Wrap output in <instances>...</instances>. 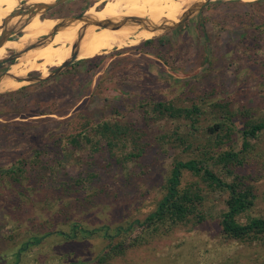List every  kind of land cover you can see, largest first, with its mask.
<instances>
[{"label":"rangeland","instance_id":"rangeland-1","mask_svg":"<svg viewBox=\"0 0 264 264\" xmlns=\"http://www.w3.org/2000/svg\"><path fill=\"white\" fill-rule=\"evenodd\" d=\"M104 1L69 0L59 12L101 10ZM218 3L142 50L144 42L114 49L95 66L78 61L45 84L0 94V264H264V239L239 243L223 238L226 191L208 193L203 224L179 228L100 263L109 246L103 229L113 236L117 227L144 219L160 201L175 158L192 156L154 145L121 166L105 150L72 152L66 138L80 133L85 122L92 127L114 113L139 120L140 104L152 102L198 104L211 111V103L233 98L237 128L250 118H264V0ZM19 65L12 69L20 71ZM33 74L41 72H28ZM242 107L249 117L240 113ZM214 114L218 110L204 115L201 126L215 122ZM236 144L239 149L240 135ZM258 145L254 163L263 168L264 140ZM24 159L29 179L8 177ZM241 173L257 177L248 182L256 200L238 221L264 219V168ZM196 180L185 173V183ZM140 231L136 228L132 237Z\"/></svg>","mask_w":264,"mask_h":264},{"label":"trees","instance_id":"trees-1","mask_svg":"<svg viewBox=\"0 0 264 264\" xmlns=\"http://www.w3.org/2000/svg\"><path fill=\"white\" fill-rule=\"evenodd\" d=\"M238 2L240 1H219L215 6ZM155 42V39L146 41L141 50ZM104 58L100 55L81 60L79 64L95 66L98 60ZM232 99L228 102L221 100L211 103V111L198 104L178 106L174 101L140 104L139 120H124L120 113H114L112 119L92 127L85 122L80 133H71L66 137L72 152L81 155L88 149L93 154L105 150L110 154L111 160L121 166L142 158L146 150L154 145L163 148L166 146L178 153L192 156L190 160L175 158L160 201L144 219L135 220L127 227H117L113 236L108 228L103 229L109 246L100 263L124 257L129 250L148 245L179 228L203 224L207 220L206 197L214 191H226L229 194L226 202L228 209L222 214L221 221V234L225 240L251 243L264 239V219L252 218L245 224L238 221L241 215L249 212L256 200L255 188L248 182L257 177L245 175L241 171H260L264 168H259V164L254 163L256 157H253L258 143L264 140V118H250L242 124L241 129L237 128L235 120L239 118V114L234 110L236 103ZM215 109L219 114H214L215 122L201 126L202 117L214 113ZM242 109L245 111L240 113L249 117L250 111L244 107ZM238 135L242 138L239 149L236 144ZM262 151L264 153V149ZM27 164L25 159L22 160L7 176L20 182L29 179L26 178ZM186 172L194 175L197 180L185 183ZM136 228L141 231L134 238L132 234ZM99 231L102 229L88 231L87 234L94 235ZM113 237L120 238V241L113 243Z\"/></svg>","mask_w":264,"mask_h":264},{"label":"bare ground","instance_id":"bare-ground-1","mask_svg":"<svg viewBox=\"0 0 264 264\" xmlns=\"http://www.w3.org/2000/svg\"><path fill=\"white\" fill-rule=\"evenodd\" d=\"M23 0H0V27L4 19L9 18ZM26 5L49 4L56 0H24ZM204 0H106L104 8L96 10L91 8L86 12L87 20L118 22L122 17H140L146 20V25L160 26L165 21L178 22L180 17L194 3ZM213 1H243L254 2L257 0H213ZM21 18H13L10 26H16ZM70 24L67 29L60 32L46 46L34 50L15 64L16 71L10 67L9 75L15 77H25L29 71H38L42 75H47L48 68L60 67L71 57L72 44L77 39L79 30L83 23ZM56 20L46 19L42 21L34 18L29 26L24 30V35L17 40L7 42L0 48V60L4 59L8 51H21L26 45L32 43L38 36L50 33L56 25ZM159 30V29H158ZM159 32L147 31L139 26L126 27L120 31L110 29L99 30L96 27L87 29L80 46L79 59L87 60L98 55L111 53L114 49H125L137 45L142 40L152 39ZM14 65V66H15ZM23 84L4 77L0 82V93L12 91L20 88Z\"/></svg>","mask_w":264,"mask_h":264},{"label":"water","instance_id":"water-1","mask_svg":"<svg viewBox=\"0 0 264 264\" xmlns=\"http://www.w3.org/2000/svg\"><path fill=\"white\" fill-rule=\"evenodd\" d=\"M69 0H56L53 3L49 4H31L26 5L22 4V1H20L19 6L20 11L14 13L9 18L4 19L2 22V25L0 27V48H2L7 42L13 40V38H20L24 35V30L29 26L31 21L36 17H41L42 21H45L47 18H44V15L55 10L56 8L60 7L61 5L65 4ZM215 2L213 0H204L202 2L194 3L191 7H189L186 12L180 17L178 22H168L165 21L160 26H150L149 24L146 25V20L140 18V17H122L118 22L114 21H97L96 19L93 20H87L86 13L79 17H64V18H58L54 19L56 20V25L53 27V30L45 35L38 36L32 43L26 45L21 51L14 50V54L9 56L6 60H3L4 62L0 64V70L2 69H8L3 74L0 75V82L4 77H8L10 79H13L14 81L23 84L20 88L16 90H20L21 88L28 86V85H36L41 84L44 82H48L55 77L59 76L61 73H63L65 70H67L71 65H73L75 62L81 61L79 59V52H80V46L83 41V38L85 36V33L88 28L90 27H96L99 30L104 29H110L113 31H120L126 27L130 26H139L141 29L147 30V31H155L157 30L159 33L155 35L152 39L148 40H142L139 43L146 42L149 40H153L154 38H157L159 36H162L164 33H167L169 31L175 30L179 28L181 25L185 24L186 22L190 21L195 16L201 14L202 10L209 5L210 3ZM13 18H21L19 23L16 26H10L11 20ZM83 23V27L81 30H79L77 34L76 41L72 44V53L70 59H68L62 66L55 67L54 72H48L47 75H38V76H31L26 75L25 77H15L13 75H9L10 67L15 65L19 59L23 58L28 53L40 49L44 46H46L50 41H52L60 32L67 29L70 24L80 22ZM74 25V24H73ZM159 29V30H158ZM9 67V68H8ZM7 91L0 94L13 92Z\"/></svg>","mask_w":264,"mask_h":264},{"label":"flooded vegetation","instance_id":"flooded-vegetation-1","mask_svg":"<svg viewBox=\"0 0 264 264\" xmlns=\"http://www.w3.org/2000/svg\"><path fill=\"white\" fill-rule=\"evenodd\" d=\"M106 1H104V3H105ZM22 4H27V1H22ZM103 4V2L100 4V6ZM64 5V4H63ZM63 5H61L60 7H58V8H56L55 10H53V11H51V12H49V13H47V14H45L44 15V18H48V19H58V18H63V17H79V16H82L83 15V13L81 14V13H77V14H73V15H69V14H64V13H61V12H59V9L63 6ZM21 7V6H20ZM18 11H20V8L19 9H17V11H15L14 13H16V12H18ZM13 13V14H14ZM85 14V13H84ZM38 19H41V17H37ZM19 38V37H18ZM14 54V52L13 51H11V52H9V54H8V56L5 58V59H3V60H6L10 55H13ZM3 60H1L0 61V64H2L4 61ZM4 69H2V70H0V73L3 71ZM33 75H35V76H38L39 74H33Z\"/></svg>","mask_w":264,"mask_h":264}]
</instances>
